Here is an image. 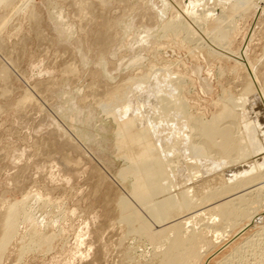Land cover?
Here are the masks:
<instances>
[{"label": "rangeland", "instance_id": "rangeland-1", "mask_svg": "<svg viewBox=\"0 0 264 264\" xmlns=\"http://www.w3.org/2000/svg\"><path fill=\"white\" fill-rule=\"evenodd\" d=\"M71 2L0 0V247L11 219L17 216L16 230L9 236L0 264H159L150 258L159 243H165V252L172 253L173 236L169 230L178 228L181 213L173 212L168 200L148 191L149 195L140 197L139 187H135L137 192L133 188L134 178H120L134 163L119 155L118 125L110 112H105L113 110L114 105L101 104L103 108L92 95L99 96L98 91L103 88L122 93L138 81L140 86L148 83L159 72L169 74L181 87L180 98L172 100L168 96L169 103L176 108L185 107L191 119L175 112L154 113L155 110L154 117L175 123L182 119L196 133L183 132L184 135L172 129L165 133L157 127L158 134H152L160 138L166 135L165 142L155 144L157 152L147 155L139 165L142 170L149 165L152 173L158 162L172 168L182 155H188L186 142L207 143L195 125L213 118L221 124H231L236 121L229 118V105L244 110L262 100L264 71L258 69L264 60V0L243 1L250 10L242 16L236 10L238 0H210L207 7L212 17L205 37L199 34L201 25L197 23L179 30L180 34L164 32L170 22L191 15L195 9L193 0H93L97 20L89 23L92 29L86 23L93 19L83 23V15L79 8L74 10ZM35 11L41 17L44 37L40 31L35 32L31 18ZM103 17H108V32H112L108 35L113 39L106 42L112 44L107 53L105 43L99 44L97 39L100 31H106L101 26L105 23ZM222 29L231 30L229 37L215 43L212 38ZM121 85L124 87L119 90ZM249 90L252 95H245ZM34 91L38 95L25 100L27 93ZM153 97H143L152 109ZM137 102L138 108L143 106V101ZM148 118L139 122L156 131L145 122ZM148 130L145 132L150 135L152 131ZM179 139L183 140L178 143L180 146L174 143ZM220 140L217 139L222 144L213 148V156L224 150ZM230 152L233 159L248 154L264 156L263 150L255 149L242 150L240 154ZM19 156L22 159L14 163ZM202 170L205 172L206 168ZM202 170L199 169L200 175ZM165 173L161 174L163 177L154 176L149 186L170 177L169 172ZM165 178L164 182L170 183ZM229 182L230 186L236 185L234 179ZM251 184L241 191L248 201L234 198L223 207L244 210L247 216L236 214L221 224L212 223L224 233L218 243L228 241L232 246L238 242L245 248L235 251L213 247L202 252L213 255L207 264H264V167ZM211 187L219 188L211 185L207 191L211 192ZM252 190L257 191L253 194ZM181 203L192 202L183 198ZM21 207L24 211L16 214ZM154 211L160 219L152 226L159 228L161 234L151 240L138 223L145 218L154 219ZM50 237L53 241L45 244ZM246 238L257 241L256 246L246 245Z\"/></svg>", "mask_w": 264, "mask_h": 264}, {"label": "bare ground", "instance_id": "bare-ground-1", "mask_svg": "<svg viewBox=\"0 0 264 264\" xmlns=\"http://www.w3.org/2000/svg\"><path fill=\"white\" fill-rule=\"evenodd\" d=\"M92 1L93 0H72V2L74 3L73 4L74 10L79 8L80 14L83 15V16H81L83 18V21H84V22L82 21L83 23H85L88 20L91 21L92 19L93 20L91 22H88L86 24H89V23L93 24V22H95L94 20L96 18L94 19V15H93L94 6H92ZM120 1H124V0H120ZM234 1H237V0H234ZM243 1L246 2V0H243ZM243 1L238 0V3L235 2V3H237V6H236L237 13H239L241 16L243 14H245L248 10H250L249 5ZM209 2H210V0H193L192 3L194 5L195 9L190 12L191 15L190 16L188 15L189 17H184L182 20L179 19L180 21H178V22H170L168 25H166V27H164L165 34L169 31H171V33L174 32L175 34H177V33L180 34L179 30L181 31L184 27H186V26L191 27V24L195 25L194 23H197V24L201 25L200 26L201 28L199 27L200 29L198 30L199 34H201L203 37L207 36L208 23L212 17V13L210 12V10L207 7V6H209L208 5ZM5 3H6V1H5ZM124 3H123V5H124ZM163 3H165V2H163ZM212 4H213V2H212ZM6 5H8V4H6ZM9 6H10V4H9ZM206 7H207V9H206ZM125 8L127 9L128 7H125ZM126 9L124 11H126ZM212 9H214V8H212ZM217 9H219V8H216V10ZM229 11H231V10H229ZM223 12H225V11L223 10ZM223 15H224V13H223ZM96 16H98V15H96ZM31 18L34 22L33 26H35V28H34L35 32H37V30L40 31L41 30L40 26H41L42 22H41V17L39 16V13H36V11L32 12ZM147 18H146V20L148 21ZM227 18L228 17H226V19ZM106 19L104 21L105 23L103 22L104 25L101 24V26H104L106 28V31H104V32L100 31L101 33L98 34L97 39L99 41V44L105 43V45L103 47L107 53L108 52L107 49L109 50V45H112V44H110L109 42L108 43H106V42H107V40L112 42L113 39L109 36L112 32L110 34L108 32L110 29V25H109V22L106 21ZM155 19H156V17H155ZM151 22H153V21L150 20V23ZM89 25H87V26H89ZM94 25H95V23H94ZM91 26L92 25H90V28H91ZM83 27L86 29L85 26H83ZM231 27L232 26H230V29H231ZM88 29H89V27L87 28L86 31H88ZM111 29H112V27H111ZM192 29H187V30H189V32H191ZM196 29H198V27ZM196 29H193V30H196ZM235 29H236V26H235ZM183 30H185V29H183ZM41 31H40V34L42 35V37H44L43 34H46V33H43L44 31L41 33ZM229 31L231 32V30H229ZM229 31L227 32L226 30L222 29V30L218 31L217 36L212 38L214 35L213 34V35H211L212 37L211 36L210 37L213 39L212 41H214L216 43V41H220V40L222 41L223 39H227V36L229 35ZM233 33H235V32H233ZM190 35H192V34H190ZM114 36H116V34ZM188 37H190V36H188ZM195 37H197V36H195ZM186 38H187V36H186ZM115 39H116V37H115ZM42 40H43V38H42ZM117 40H120V39H117ZM95 41H97V40H95ZM97 46H100V45H97ZM102 51H104V50L102 49ZM100 55H102V54H100ZM261 70L264 71V60L262 61V64L259 66L258 72H261ZM9 72H11V71H9ZM169 76H170L169 74L167 75L163 72L162 73L159 72L154 76L153 79L147 81L148 83H146V84L142 83L143 84L142 86H140L139 81L137 82V80H136V82H137L136 84H133L131 86L128 85V88L126 90L122 91V93H120V91L115 93V92H113L114 89H112V88H106V91H103L105 88H103L104 85H102L103 90L98 91L99 96L98 95L97 96L92 95V96H93V99L96 101V104L97 103H99L100 105L102 104L104 107H110V106L114 105L113 110H112V108H109V109L105 110V112L106 113L110 112L109 114L113 117V119L116 121V124L118 125V129H119L118 133L120 135L119 146H118L119 147V155L121 157L125 158L126 160H128L131 164L132 163L135 164V165L133 164L134 167H132L133 165L132 166L130 165L129 167H127L121 173L120 178L123 181L129 179L130 177L134 178L133 183H132V184H134L133 188L139 187L138 189H139L140 197H142L141 195L147 194V191H148V193L150 192V195L165 198L166 200H168L169 203H171V206L173 207V212L180 211V213H181V216L178 219V224H177L178 228L174 227V228H171L169 230V232L173 236L172 243H170L172 246V251H171L172 253H166L164 248L167 245L165 243H159L157 245V248H158L157 251L150 258L152 260L151 262H159V264H207L210 260H212L213 255L209 252L206 255H203L202 252L210 250L213 247L218 249V250H226V249L231 248L232 250H235V251H237V249H244L245 248L244 246L241 245V243L239 244L238 242L236 244H233L232 245L233 247L228 245V241H223V242L218 243V241L220 240L219 238H221L224 233L219 228L212 226V223L221 224L224 221L229 220L232 216H234L236 214H240V216H244V217H246L248 214V212H245L244 210H238L236 208H231V206L228 209L223 208V207L227 206L229 204V202L234 200V198L241 199V201H248L247 195L241 194V191L242 190L244 191V189L247 190L248 188H250V186L252 185L251 183L256 180L257 174L264 167V156L259 155V154L256 156H250V154H248L246 156H239L238 158L233 159V157L231 156L232 152H230V151H233V150L239 151L238 154H240L242 152V150H253V149H255L257 151H262V150L264 151V132L262 131V128L264 127V95H262V100L258 104L251 105L248 107V109L243 110V108H241V107L238 108V107H234L232 105H229V108L231 109L230 110L231 113L229 115V118H232L233 121H236V122H231V124H226V122H225V123L221 124L217 119L213 118L211 121H209L207 123L201 122L199 124V126L195 125L194 127H197L199 129V131H201L200 134H202V136H204L206 138L207 143L205 145H203L202 143L199 142L197 145H195V142L190 143V142H186L188 140L184 141V143L186 142L185 144H187L188 149L186 148V151H188V155H186V156L182 155L183 157L179 158V160L177 159L178 162L172 168H168V166H164V164H165L164 162H162L163 164H159V162H158V165L155 166L156 168H154L156 171V174H155V171H154V173H152V171H153L152 167H151L152 169L147 167L149 165L144 167V168H146L145 170H142L141 165H139V162H141L147 155H152L154 153V151L157 152L156 151L157 149L154 150L157 147V145H155V144H158L160 142H161V144H163L162 142H165V141H163L164 140L163 138H165L166 135H164V136L162 135L163 138H160L161 136H156L158 134L159 130L163 129L164 131H166L165 133L168 132L167 130H169V131L174 130V132L177 131L178 133H181V134H184L183 132H186L185 133L186 135L191 134V133L192 134L196 133L195 128H192V127L190 128L189 123H187V122L185 123L182 119H178L179 122L175 123L172 121V119L171 120L166 119L167 120L166 121V120H164L163 117H161V118L160 117L159 118L154 117V113H156L158 111L162 115H164V114L171 115V113L175 112L174 114H178L180 116H185L186 118L191 119V116L188 114L187 109L185 107L180 109V108H176L174 104L169 103V100L171 97H172L171 98L172 100H178L180 98V93H181L180 92L181 87L178 84L174 83V81L172 79H170ZM261 76L264 77L263 74ZM140 81L142 82L141 79H140ZM145 81L146 80L144 79V82ZM104 87H110V86H104ZM123 87L124 86L121 85L118 89L121 90ZM30 91H32V90H30ZM160 92H162L163 94ZM92 94H94V93H92ZM160 94H162V95H160ZM37 95H38L37 91L27 93L25 100L32 97V96H37ZM245 95L251 96L252 92L249 90V91H247V93H245ZM146 96H150V97L154 96L153 98H155V99H151L152 102L154 101L153 105L155 104L154 107H153V105L151 106V107H153V109L150 108L146 104V102H145L146 99H143V97H146ZM168 96L170 98H168ZM138 97L143 99L142 100L143 106L141 105L140 108H138L136 105ZM147 98H149V97H147ZM141 99H139L140 103L142 102ZM139 100H138V102H139ZM111 110H112V112H111ZM154 110H155V112H154ZM150 114H151V116H150ZM157 114H156V116H157ZM174 114H172V115H174ZM147 117H149V118L145 122H147V124H151V128H153V130L156 128L155 129L156 131H152L150 129V127L146 128L147 126L144 124V122L143 123L139 122L140 119L144 120V118L146 119ZM164 117H166V116H164ZM223 120H221V121H223ZM195 121H197V120L195 119ZM157 127H159L158 132H157ZM160 127H161V129H160ZM145 129H149L150 130V131L148 130L149 132L152 131L151 134L148 135L147 134L148 132H145ZM156 132H157L156 135L152 134V133H156ZM160 132H161L160 134H162L163 131H160ZM170 133H172V132H170ZM172 134L174 136V133H172ZM178 137H179V135H178ZM189 138H191V137H189ZM218 138L223 141L222 146H224V147L222 149H224V150L221 154L213 156V154H212L213 148L221 146V144H222V143H220V145H219V143H218L219 140L217 141ZM166 139H168V138H166ZM180 139L178 142H177V140H176V142H174V141L173 142L178 144L181 141ZM182 139H184V138H182ZM173 140H175V139H173ZM167 142L169 143L171 141H167ZM178 146H180V145L178 144ZM164 148H166V147L164 146ZM219 148H221V147H219ZM162 150L163 149L160 148L158 151H160V153H162ZM164 151H165V149H164ZM183 151H181V153ZM160 153H158V154H160ZM171 155H169V156H171ZM158 156H160V155H158ZM162 157H164V155H162ZM21 159H22V156L15 158L14 163H18ZM164 159H165V157H164ZM160 160H163V159H160ZM157 161H159V160L157 159ZM152 164H153V166L155 165L154 163H152ZM195 167H197V169ZM198 168L201 170L206 168V170H204L205 172H203V170H202L201 172H203V174L200 175V171ZM165 172H167V173L169 172V173L167 174ZM164 173L167 174L168 176H170L169 178L167 176H166V178L164 177L165 180H167L170 183L166 184L167 182L166 183L164 182V178H161L162 181L160 182V180H161L160 179L159 180L160 183H157V181H153L156 183H153V185L149 186L150 184H152L151 179L154 176H161V174H164ZM161 177H163V176H161ZM154 178H156V177H154ZM230 179H234L236 181V185L234 184V185L230 186V182H229ZM198 182H202V184L198 185ZM211 185L219 186V188L216 190H213V187H211L212 191L209 192V191H207V188ZM136 188L134 190H136ZM137 191L138 190H136L135 192H137ZM256 191L257 190H252V193L254 194ZM147 195H149V194H147ZM143 198H144V196H143ZM183 198H188V199H190V201L192 203L195 202V204L193 205L192 203H187V204L183 205L181 203ZM177 203H179V204L181 203L182 205L175 208V204H177ZM225 209H227L228 211H225ZM22 211H24L23 207L19 208L18 212L16 214H18ZM156 212L154 213L155 215H157ZM16 217L17 216H15L11 219V221L8 225V229L4 233L3 243L0 247V260L2 259L3 255L6 251V246L10 242L9 236L12 235V233L15 232V230H16V226H17L16 225V223H17ZM158 219H160L159 215H157L156 217L154 216V219L145 218V220L143 219L141 222L138 223V226L143 228L142 229L143 232L151 240L157 239L159 237V235L161 234V230L159 228H157V227L155 228L152 226L153 223ZM235 226H237V225L235 224L232 227H235ZM182 229H183V231H182ZM32 234H33V238H35V239L37 238V240H38V238H39V237H37L38 235L35 233H32ZM243 235H245V234H243ZM50 239H51V237H50ZM246 240H247V242L245 244L248 245L249 247L251 245L256 246V244H257V241L249 240L247 238H246ZM38 241H40V240H38ZM52 241H53V239H51V240L47 239V241H45L44 243L49 245L50 242H52ZM40 243L42 244V240ZM125 259H126V257H125Z\"/></svg>", "mask_w": 264, "mask_h": 264}]
</instances>
